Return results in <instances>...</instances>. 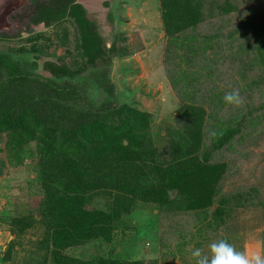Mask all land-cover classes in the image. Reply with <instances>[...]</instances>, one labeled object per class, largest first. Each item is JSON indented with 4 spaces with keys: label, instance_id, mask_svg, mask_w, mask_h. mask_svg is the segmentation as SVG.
<instances>
[{
    "label": "trees",
    "instance_id": "trees-1",
    "mask_svg": "<svg viewBox=\"0 0 264 264\" xmlns=\"http://www.w3.org/2000/svg\"><path fill=\"white\" fill-rule=\"evenodd\" d=\"M159 2L163 29L172 40L169 58L179 59L170 73L175 84L181 80H208L201 74L197 81L194 77L184 78L189 74L180 67L193 60L190 52L199 50L195 39L199 28L223 17L234 18L230 36L239 37L244 45L232 56L241 67L248 60L254 63V69L264 68V8L260 5L246 4L248 0ZM29 12L30 25L43 24L53 29L67 25L66 32L69 27L73 29L82 61L75 68L64 59L46 62L44 70L51 75L48 79L32 71L24 74L28 68L18 67L9 55H0V138L6 135V147L15 153L33 145L40 161L43 204L39 218L29 215L14 219L11 228V234L18 239L41 229L43 258L35 264H145L119 259L83 260L66 252L101 238L112 243L120 225L149 206L168 215L201 212L206 219L212 217L208 227L214 228L227 223L237 208L253 206L258 197L264 204V189L257 186L223 195L222 180L230 175L229 164L220 158L210 161L224 147L230 149L234 139H242V125H235L238 118L216 129L217 141L202 151L205 145L200 132L206 129L205 109L184 105L178 113L186 130L179 131L176 137L171 135V149L163 151L152 138L149 115L128 105L96 111L78 99L76 89L61 82L92 69L110 68L114 59L120 54L125 56L126 51L119 50L116 42L112 48L107 47L97 25L76 0H35ZM11 74L17 78L15 82L9 79ZM261 84L262 71L249 88ZM97 199L102 200V207H94ZM15 246L16 243L10 245L9 252Z\"/></svg>",
    "mask_w": 264,
    "mask_h": 264
},
{
    "label": "rangeland",
    "instance_id": "rangeland-1",
    "mask_svg": "<svg viewBox=\"0 0 264 264\" xmlns=\"http://www.w3.org/2000/svg\"><path fill=\"white\" fill-rule=\"evenodd\" d=\"M34 1L5 0L0 6V55H9L18 67L28 68L24 74L32 71L38 77L49 79L51 75L44 70L46 62L64 59L75 68L82 61L76 51L73 29L69 27L66 32L67 25L61 29L30 25L28 15ZM248 1L246 4L264 8V0ZM76 3L87 11L109 49L116 42L119 50L126 51L125 56L120 54L114 59L110 68L92 69L85 75L61 80L76 89L79 100L96 111L128 105L149 115L152 138L165 152L171 149L168 143L171 135L176 137L179 131L186 130L178 113L184 105L194 104L205 109L206 129L200 132L205 145L202 151L217 141L216 129L225 128L231 119L238 118L235 125H242L239 126L243 129L239 135L242 139H234L230 149L224 147L210 161L220 158L229 164L230 175L222 180L223 195L238 190L246 192L254 186L264 189V84L252 87L253 90L249 88L264 68L254 69V63L248 60L241 67L239 60L232 56L234 51L244 48L239 37L230 36L232 16L199 28L202 32L195 35L199 50L190 52L193 60L189 64H181L182 72L189 74H184V78L194 77L197 81V75L201 74L208 80L198 79L195 83L194 79L181 80L177 85L171 81L170 73L179 59L169 58L172 40L163 29L159 0H76ZM4 34L9 37H2ZM209 35L213 38L206 39ZM8 77L14 78L13 74ZM230 91L239 92L242 99L239 106L224 102V95ZM185 92L188 94L180 95ZM244 118L247 119L242 123ZM222 133L223 130L219 136ZM6 138V135L0 138V264H35L43 258L39 244L41 229L31 230L18 239L11 234V228L14 219L29 215L39 218L43 204L40 161L33 145L15 153L7 149ZM263 205L258 197L253 206L237 208L227 223L214 228L208 227L212 217L206 219L201 212L168 215L149 206L139 209L128 223L123 222L114 232L112 243L101 238L70 249L66 254L93 261L195 264L191 255L194 249L208 254L209 245L221 239L237 251L264 254ZM102 206V200L94 202V207ZM13 243L16 246L9 252Z\"/></svg>",
    "mask_w": 264,
    "mask_h": 264
},
{
    "label": "clouds",
    "instance_id": "clouds-1",
    "mask_svg": "<svg viewBox=\"0 0 264 264\" xmlns=\"http://www.w3.org/2000/svg\"><path fill=\"white\" fill-rule=\"evenodd\" d=\"M227 105L239 106L242 103L239 92L230 91L223 97ZM195 264H264V254H246L237 251L235 247L225 239L214 241L209 245V253L204 254L199 248L191 253Z\"/></svg>",
    "mask_w": 264,
    "mask_h": 264
},
{
    "label": "water",
    "instance_id": "water-1",
    "mask_svg": "<svg viewBox=\"0 0 264 264\" xmlns=\"http://www.w3.org/2000/svg\"><path fill=\"white\" fill-rule=\"evenodd\" d=\"M5 0H0V6L4 4ZM0 13H1V7H0Z\"/></svg>",
    "mask_w": 264,
    "mask_h": 264
}]
</instances>
